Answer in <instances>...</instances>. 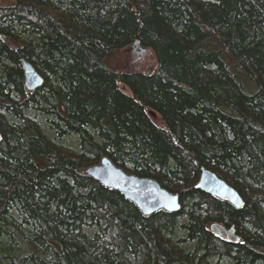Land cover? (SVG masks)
I'll use <instances>...</instances> for the list:
<instances>
[{
    "label": "trees",
    "instance_id": "trees-1",
    "mask_svg": "<svg viewBox=\"0 0 264 264\" xmlns=\"http://www.w3.org/2000/svg\"><path fill=\"white\" fill-rule=\"evenodd\" d=\"M1 1L0 264H264V0ZM137 38L153 71L106 66ZM103 157L181 210L143 216L84 175ZM202 169L243 206L196 189Z\"/></svg>",
    "mask_w": 264,
    "mask_h": 264
},
{
    "label": "water",
    "instance_id": "water-1",
    "mask_svg": "<svg viewBox=\"0 0 264 264\" xmlns=\"http://www.w3.org/2000/svg\"><path fill=\"white\" fill-rule=\"evenodd\" d=\"M133 47L137 49L139 54L143 51L138 38L134 40ZM21 65L24 77L23 83L27 91L31 92L41 87L44 82L43 77L26 60H23ZM83 173L100 183L103 187L120 194L145 217L151 216L158 211L175 214L181 210L179 194L167 191L154 179L139 177L125 172L114 165L107 157H103L98 164L84 168ZM195 187L237 209L243 206L241 195L210 170H201ZM209 229L220 240L232 244L239 243V236L234 228H227L215 222L209 226Z\"/></svg>",
    "mask_w": 264,
    "mask_h": 264
},
{
    "label": "rangeland",
    "instance_id": "rangeland-1",
    "mask_svg": "<svg viewBox=\"0 0 264 264\" xmlns=\"http://www.w3.org/2000/svg\"><path fill=\"white\" fill-rule=\"evenodd\" d=\"M106 66L116 70L148 73L156 68V60L153 53L149 49L143 48V51L139 54L137 49L131 45L113 54L108 59ZM151 116L157 124L161 123L158 116H153L152 114ZM46 134L49 136L51 133L47 131ZM52 138H54L57 143L62 145L63 148L76 152L77 139L75 137L59 139L53 136Z\"/></svg>",
    "mask_w": 264,
    "mask_h": 264
}]
</instances>
